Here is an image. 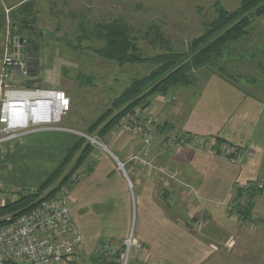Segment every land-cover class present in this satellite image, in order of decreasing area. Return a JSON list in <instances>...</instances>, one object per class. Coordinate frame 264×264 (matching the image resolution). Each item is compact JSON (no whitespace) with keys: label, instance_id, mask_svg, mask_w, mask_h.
<instances>
[{"label":"crops","instance_id":"obj_1","mask_svg":"<svg viewBox=\"0 0 264 264\" xmlns=\"http://www.w3.org/2000/svg\"><path fill=\"white\" fill-rule=\"evenodd\" d=\"M40 64L38 58V82L30 86L43 87ZM193 73L191 83L156 93L141 111L173 127L170 132L157 129L154 135L151 127L154 136L144 148L139 132L117 123L103 136L106 150L89 154L85 163H92L91 170L68 193L82 238L75 264H100L104 250L120 251L130 231L139 245L132 256L138 264H200L211 246L197 237L195 214L231 233L227 213L236 188L264 185V94L249 89H258L255 83L241 85L207 68ZM58 89L71 102L70 93ZM60 126L67 130L38 129L0 143V202L35 190L77 142L75 126L63 118ZM175 132L190 139L171 142ZM200 140L203 148L196 145ZM224 152L241 153V161L231 162ZM255 200H264V187Z\"/></svg>","mask_w":264,"mask_h":264},{"label":"rangeland","instance_id":"obj_2","mask_svg":"<svg viewBox=\"0 0 264 264\" xmlns=\"http://www.w3.org/2000/svg\"><path fill=\"white\" fill-rule=\"evenodd\" d=\"M24 1L0 0V60L5 49L11 47L13 37L23 38L22 51L25 53L30 48L27 49L25 41L34 39L40 45L37 62L39 58L40 67L44 68L41 86L65 88L72 96L63 121L75 126L78 133L96 136L104 146L105 139L97 131H89L88 126L133 78L147 74L154 64L144 61L119 65L100 57L95 49L104 44V39L99 37L98 26L112 21L125 24L135 37L140 55L146 58L164 53L168 48L186 51L190 42L206 30V24L216 17L219 9L232 11L239 5V0H31L37 23L41 28L51 31L50 36L40 37L28 31L19 34L12 30L10 13ZM157 34H162L165 42L156 40ZM55 64L60 65V74ZM216 66L223 67L241 85L257 84L258 89L248 87L253 92L264 94V16L257 17L247 26L239 42L225 46L217 58ZM216 66L208 70L216 71ZM193 78L194 73L191 72V81ZM37 82L35 79L27 84ZM151 97L148 98L149 103ZM173 98L172 95L166 97V102L171 103ZM141 106L142 103L137 109ZM147 106L141 110L144 111ZM134 109L122 116L132 113ZM145 115L151 120L155 119ZM151 127L155 135L159 125L151 122ZM171 128L164 126L162 131L170 132ZM168 137L166 133L164 139L168 140ZM83 138L87 144L93 145L86 137ZM91 164L85 163L76 169L64 184L59 185L53 196L72 181L77 172L87 169L86 174ZM251 191L237 188L229 202L227 216L234 225L231 233L201 218L199 213L195 214L196 223L193 227L196 235L211 246L210 255L200 264H264V200L256 202ZM176 204L174 202L173 205L176 207ZM136 246H139L138 243L130 248L128 264L133 259V250L139 249ZM123 252L125 246L115 256L105 259L111 264L113 261L122 264L120 259Z\"/></svg>","mask_w":264,"mask_h":264},{"label":"trees","instance_id":"obj_3","mask_svg":"<svg viewBox=\"0 0 264 264\" xmlns=\"http://www.w3.org/2000/svg\"><path fill=\"white\" fill-rule=\"evenodd\" d=\"M32 10L33 1L25 0L10 13L11 26L15 33L21 34L28 31L34 35L31 31L23 29L22 26L40 27ZM260 16H264V0H239V5L232 11L219 9L216 17L206 24V30L190 42L186 51H174L168 48L164 53L146 58L140 55L135 37L130 34L129 27L125 24L112 21L99 25L97 32L99 37L104 39V44L96 48L95 52L100 57L114 61L119 65L149 61L154 66L147 74L133 78L87 129L93 132L97 131L103 137L113 129L124 113L136 109L141 103L143 106L139 108H145L149 104L148 98L152 95L166 94L174 86L189 84L191 72L199 68L215 67L217 58L225 46L239 42L245 35L247 26ZM35 35L41 37L40 34ZM156 40L165 42L162 34H157ZM25 43L27 49L30 47L27 54L34 66L31 69V75L34 76L37 74V56L40 45L34 39H28ZM215 72L232 82L237 80L234 76L226 73L221 66H216ZM163 127L164 124L159 125L158 129L162 130ZM185 135L186 133L177 132L174 140L179 141L184 137V140L188 141L190 138H185ZM217 141L222 143L219 139ZM92 150V146L80 136L77 142L67 150L55 169L35 190L23 191L15 199H7L0 204V223L12 221L42 201L51 198L59 185L64 184L73 172L85 163ZM91 167L89 166L88 170H91ZM56 181L58 183L50 187ZM259 191L261 190L252 189L250 193L255 195ZM100 262L105 264L102 259ZM113 264H118V262L113 261Z\"/></svg>","mask_w":264,"mask_h":264},{"label":"built area","instance_id":"obj_4","mask_svg":"<svg viewBox=\"0 0 264 264\" xmlns=\"http://www.w3.org/2000/svg\"><path fill=\"white\" fill-rule=\"evenodd\" d=\"M22 43L23 40L20 43L18 38L13 37L11 47L5 49L0 61V143L38 129L67 130L60 126V122L69 111L68 95L60 89L27 84L37 77L31 75L34 66L28 54L22 51ZM141 111L136 108L132 113L122 116L118 126L131 127L139 132L145 148L152 139L151 122L154 123V120L147 115L143 116ZM79 134L86 137L88 142L93 144L92 147L106 150L96 136ZM177 142L184 140L181 138ZM204 144V141L200 140L196 145L203 148ZM211 149L217 154L220 150L215 147ZM223 154L235 163L240 162L242 158L241 153L231 157L227 152ZM118 166L122 168L120 162ZM86 170L77 172L72 181L64 185L53 197L42 201L12 221L0 223V264H75L82 238L71 217L68 193L85 175ZM239 187L262 190L264 185L261 182H246ZM134 244L130 232L123 241L125 252L120 259L122 264H128L130 248ZM102 254L109 259L117 252L106 249Z\"/></svg>","mask_w":264,"mask_h":264},{"label":"water","instance_id":"obj_5","mask_svg":"<svg viewBox=\"0 0 264 264\" xmlns=\"http://www.w3.org/2000/svg\"><path fill=\"white\" fill-rule=\"evenodd\" d=\"M22 28L31 31L34 34H40V35H45V36L51 35V31L47 28H37V27L32 26V25H23ZM22 40H23L22 37L18 38V41L20 43L22 42ZM101 256H102V260L105 262V264H111L112 263L111 261H106L104 254H101ZM129 264H138V263L136 261H134L133 259H131Z\"/></svg>","mask_w":264,"mask_h":264}]
</instances>
